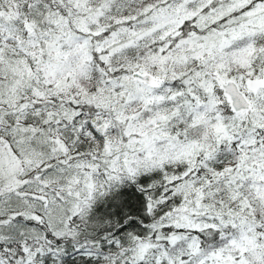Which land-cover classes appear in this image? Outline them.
<instances>
[{"label":"snow or ice","instance_id":"obj_1","mask_svg":"<svg viewBox=\"0 0 264 264\" xmlns=\"http://www.w3.org/2000/svg\"><path fill=\"white\" fill-rule=\"evenodd\" d=\"M0 264H264V0H0Z\"/></svg>","mask_w":264,"mask_h":264}]
</instances>
